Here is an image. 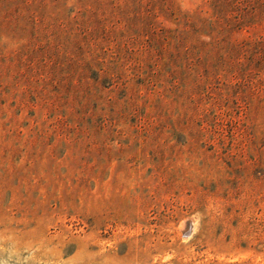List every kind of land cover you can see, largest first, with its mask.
Listing matches in <instances>:
<instances>
[{
	"label": "rangeland",
	"instance_id": "374dc122",
	"mask_svg": "<svg viewBox=\"0 0 264 264\" xmlns=\"http://www.w3.org/2000/svg\"><path fill=\"white\" fill-rule=\"evenodd\" d=\"M0 264H264V0H0Z\"/></svg>",
	"mask_w": 264,
	"mask_h": 264
}]
</instances>
